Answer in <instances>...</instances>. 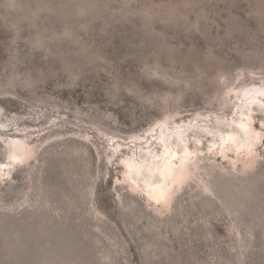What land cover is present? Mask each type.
Instances as JSON below:
<instances>
[{"label": "rangeland", "instance_id": "obj_1", "mask_svg": "<svg viewBox=\"0 0 264 264\" xmlns=\"http://www.w3.org/2000/svg\"><path fill=\"white\" fill-rule=\"evenodd\" d=\"M261 80L264 0H0V135L30 154L0 180V264H264V146L207 155L168 207L121 156L162 124L231 120Z\"/></svg>", "mask_w": 264, "mask_h": 264}, {"label": "bare ground", "instance_id": "obj_2", "mask_svg": "<svg viewBox=\"0 0 264 264\" xmlns=\"http://www.w3.org/2000/svg\"><path fill=\"white\" fill-rule=\"evenodd\" d=\"M232 98L235 101L234 112L229 121L221 118L215 121L196 118V121L175 122L173 127H163L162 124L157 126L159 129H150L151 132L146 136H134L131 143L141 141V144L135 142L132 149L129 146L130 152L121 153L125 181L129 186L148 201L162 202L168 207L190 173L198 168V164L207 155L210 154L211 158L214 154H221L223 158L229 157L232 161L241 155L253 157L264 146V137L252 123L255 120L253 113L264 115V81L242 86L234 91ZM20 133L0 135L7 149V161L0 163L2 181L30 155L28 145L19 136ZM111 140L115 141V138ZM203 141L208 144L205 145ZM123 145L117 141L112 147ZM228 153L235 155L230 156ZM229 164L233 167L232 163Z\"/></svg>", "mask_w": 264, "mask_h": 264}]
</instances>
